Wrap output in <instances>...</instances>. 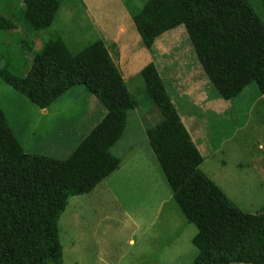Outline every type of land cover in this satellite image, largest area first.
Here are the masks:
<instances>
[{
	"label": "trees",
	"instance_id": "obj_1",
	"mask_svg": "<svg viewBox=\"0 0 264 264\" xmlns=\"http://www.w3.org/2000/svg\"><path fill=\"white\" fill-rule=\"evenodd\" d=\"M19 1L20 22L35 32L52 27L62 3ZM122 1L149 51L163 35L185 29L218 99L233 102L250 85L264 97V22L249 0ZM7 12L0 7V39L10 43L0 49L1 81L42 111L70 89L84 86L107 111L72 153L65 152L69 157L58 160L27 153L0 108V264H62L59 225L70 199L89 195L120 169L122 160L113 149L125 134L128 113L138 109L139 102L103 40L78 55H72L62 39L46 42L33 57L26 56L33 51L30 43L19 41V53H14L17 34H6L17 33L19 27ZM140 76L147 100L161 117L147 130L148 143L174 201L197 229L193 264H264V211L245 213L201 171L204 158L156 65L145 67Z\"/></svg>",
	"mask_w": 264,
	"mask_h": 264
},
{
	"label": "rangeland",
	"instance_id": "obj_2",
	"mask_svg": "<svg viewBox=\"0 0 264 264\" xmlns=\"http://www.w3.org/2000/svg\"><path fill=\"white\" fill-rule=\"evenodd\" d=\"M249 1L264 22V0ZM0 7L8 8L6 16L16 18L19 27L6 34H17L12 50L19 53L17 42L28 41L33 48L28 57L53 39L64 40L72 55L103 40L139 102L113 149L122 160L120 169L89 195L70 199L59 225L62 264H193L198 257L192 243L197 229L174 201L146 135L161 117L147 100L140 75L155 61L181 120L188 115L198 121L191 134L204 158L201 171L245 213L264 211V98L250 85L233 102L218 99L183 27L163 35L149 51L122 0H62L52 27L38 32L20 22L19 0H0ZM3 46H10L6 37L0 39ZM206 100L218 102L206 106ZM0 108L27 153L58 160L67 159V151L72 153L107 114L84 86L42 111L1 80ZM63 143L72 150L61 151Z\"/></svg>",
	"mask_w": 264,
	"mask_h": 264
},
{
	"label": "crops",
	"instance_id": "obj_3",
	"mask_svg": "<svg viewBox=\"0 0 264 264\" xmlns=\"http://www.w3.org/2000/svg\"><path fill=\"white\" fill-rule=\"evenodd\" d=\"M107 46V45H106ZM115 50H116V48H114ZM117 52H119V51H117ZM117 54V53H116ZM113 60V59H112ZM155 65H156V61H155V63H154ZM156 67H157V65H156ZM188 72H190V71H188ZM204 73V72H203ZM205 75V74H204ZM206 77V76H205ZM207 79V78H206ZM208 81V80H207ZM208 83H209V81H208ZM208 85V84H207ZM262 98H264V97H262ZM179 99H181V98H179V97H177L176 98V100H179ZM182 99H184V97L182 98ZM218 101H210V100H206V103H205V105L207 106V105H209V104H212V103H217ZM174 104H175V102H173ZM219 103H221V102H219ZM221 104H223V103H221ZM230 104V103H229ZM229 104H226V105H228L229 106V108H232ZM176 105V108H177V103L175 104ZM223 105H225V104H223ZM179 109V108H178ZM177 109V110H178ZM178 112H179V114H181V112H180V109L178 110ZM228 112V111H227ZM227 112H225V114L227 113ZM182 115V114H181ZM183 116V115H182ZM182 116H180L181 118H182ZM186 120L185 119H183L182 121H183V123H184V125H185V127L187 128V130H188V132H189V134L191 135V137H192V139H193V141H194V143L196 144V146H197V148H198V150L199 151H201V149H200V147L197 145V141L195 140V138H193V136H192V134H191V131H193V132H195V131H197L196 129H198V125H197V119H196V117H195V119L194 120H192V117H190V116H188V115H186ZM201 153V152H200Z\"/></svg>",
	"mask_w": 264,
	"mask_h": 264
},
{
	"label": "clouds",
	"instance_id": "obj_4",
	"mask_svg": "<svg viewBox=\"0 0 264 264\" xmlns=\"http://www.w3.org/2000/svg\"><path fill=\"white\" fill-rule=\"evenodd\" d=\"M207 78V77H206ZM208 80V79H207Z\"/></svg>",
	"mask_w": 264,
	"mask_h": 264
}]
</instances>
